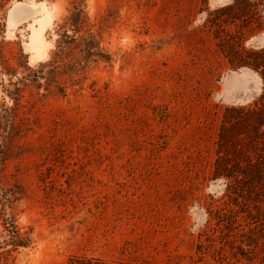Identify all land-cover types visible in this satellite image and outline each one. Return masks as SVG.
<instances>
[{
  "label": "rangeland",
  "instance_id": "obj_1",
  "mask_svg": "<svg viewBox=\"0 0 264 264\" xmlns=\"http://www.w3.org/2000/svg\"><path fill=\"white\" fill-rule=\"evenodd\" d=\"M71 1L0 0V264H264V0H85L111 59L77 76Z\"/></svg>",
  "mask_w": 264,
  "mask_h": 264
},
{
  "label": "trees",
  "instance_id": "obj_2",
  "mask_svg": "<svg viewBox=\"0 0 264 264\" xmlns=\"http://www.w3.org/2000/svg\"><path fill=\"white\" fill-rule=\"evenodd\" d=\"M87 18L85 0L71 1L68 14L63 18V22L58 24L57 50L54 52L53 59L49 62L53 68H66L74 76H77L99 60L110 61L111 54L102 48L92 31L85 29ZM261 52H264V49ZM246 65L262 71L264 79V58H254ZM42 66L46 65L43 64ZM262 99H264V90ZM256 106L259 109H253L252 111L260 112L261 118L258 125L264 127V108L258 107V102ZM12 236V248L10 250H15L19 246H28L31 242L29 232L23 233L17 227L13 230Z\"/></svg>",
  "mask_w": 264,
  "mask_h": 264
},
{
  "label": "bare ground",
  "instance_id": "obj_3",
  "mask_svg": "<svg viewBox=\"0 0 264 264\" xmlns=\"http://www.w3.org/2000/svg\"><path fill=\"white\" fill-rule=\"evenodd\" d=\"M24 3L19 1L15 4L14 7H12L13 9L11 11L10 25L15 26L14 24H19L18 22L25 21L28 18H30L32 15L35 14L37 15L41 10H43V6H42L43 4L33 3L32 5H30L31 7L30 9H32V11L28 12L27 11L28 5H25ZM52 21H53V17L48 15L41 17L38 16L35 19L34 24H37V26L33 28L32 37L30 41V48L33 50L34 56H38L42 54L48 55L47 49L46 51H44L45 49L42 50V43H43V36L47 28V24L51 23Z\"/></svg>",
  "mask_w": 264,
  "mask_h": 264
}]
</instances>
